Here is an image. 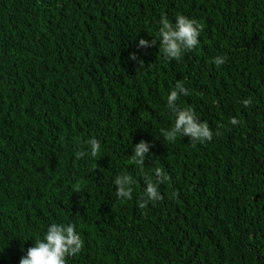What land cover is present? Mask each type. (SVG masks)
I'll return each mask as SVG.
<instances>
[{"label":"trees","instance_id":"1","mask_svg":"<svg viewBox=\"0 0 264 264\" xmlns=\"http://www.w3.org/2000/svg\"><path fill=\"white\" fill-rule=\"evenodd\" d=\"M178 14L203 24L196 49L169 61L159 40L137 46ZM178 80L190 95L177 106L212 141L162 135ZM156 167L164 199L141 209ZM122 173L131 200L115 196ZM52 223L84 240L67 264H264V0H0V264Z\"/></svg>","mask_w":264,"mask_h":264},{"label":"clouds","instance_id":"2","mask_svg":"<svg viewBox=\"0 0 264 264\" xmlns=\"http://www.w3.org/2000/svg\"><path fill=\"white\" fill-rule=\"evenodd\" d=\"M203 24L186 15L178 14L175 22H170L166 17L160 20V27L157 37L151 42L145 39H140L138 47L148 48L155 46L159 40L160 51L169 61L180 60L183 54L187 51L196 49L200 43L199 37L203 31ZM130 59L137 60L135 53L131 54ZM227 57H214V63L220 67L226 62ZM141 65L143 61H140ZM190 95L189 90L185 87L182 80H178L175 87L171 90L167 97V107L174 114L175 121L173 126L168 130H161L164 138L169 142H175L179 136L189 137L193 146L197 142L205 143L213 139V131L209 123L201 122L195 112L190 108L181 109L177 106V101L181 96ZM244 107L252 105V98L243 99ZM232 125H240L241 121L233 117L230 121ZM215 135H220L217 131ZM92 157H96L101 150L100 141L92 137L87 141ZM85 151L81 150L77 153L78 158L85 156ZM149 154V143L141 140L134 147V154L131 155L133 164L143 169L145 158ZM154 175L144 177L146 187L143 196L138 200V207L144 209L149 202L155 204L157 201H162L164 197L159 191V186L170 181V175L166 174L164 169L156 167L153 170ZM133 177L130 174L122 173L117 175L114 184L116 185L115 196L117 199L131 200L133 188ZM84 247V240L76 229L74 223L62 224L52 223L48 226L43 239H35L34 246L27 249V254L20 258V264H67L68 257H75Z\"/></svg>","mask_w":264,"mask_h":264}]
</instances>
